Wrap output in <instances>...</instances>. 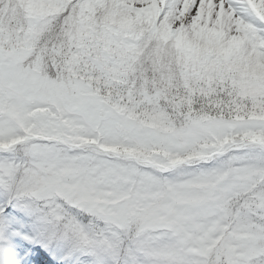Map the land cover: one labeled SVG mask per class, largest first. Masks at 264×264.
<instances>
[{"label":"snow or ice","instance_id":"snow-or-ice-1","mask_svg":"<svg viewBox=\"0 0 264 264\" xmlns=\"http://www.w3.org/2000/svg\"><path fill=\"white\" fill-rule=\"evenodd\" d=\"M0 264H264V0H0Z\"/></svg>","mask_w":264,"mask_h":264}]
</instances>
